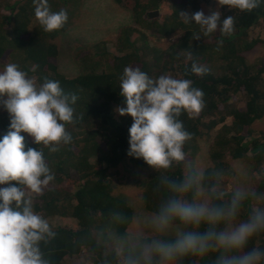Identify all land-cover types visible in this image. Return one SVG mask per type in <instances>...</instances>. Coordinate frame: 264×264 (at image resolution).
I'll list each match as a JSON object with an SVG mask.
<instances>
[{
  "label": "trees",
  "instance_id": "obj_1",
  "mask_svg": "<svg viewBox=\"0 0 264 264\" xmlns=\"http://www.w3.org/2000/svg\"><path fill=\"white\" fill-rule=\"evenodd\" d=\"M112 1L130 11L140 28L154 27L163 37L181 32L173 44L178 50L173 54L157 53L147 61L135 42L145 35L123 27L114 45L116 54L108 51L105 41L87 46L75 56L77 75L67 77L58 68L57 41L79 17L82 0H49L53 11L66 9L69 16L62 29L50 33L36 20L33 0H0V63L18 64L37 84H42L45 76L59 80L65 94L74 93L79 97L73 107L77 115H83V120L67 126L74 142L62 145L56 153L36 144L28 133H21L25 137L24 150L41 148L56 176L44 194L38 196L41 204H34L35 211L49 221L54 217H70L75 221L72 227L53 226L58 236L45 248L52 264H76L73 258L82 253L87 255V261L81 264H99L106 251L101 229L111 222L113 213L133 217L132 209L115 195L117 187H137L148 213L156 210L162 198L161 193L154 191L158 173L142 158L127 154L133 118L116 111L119 106L126 107L120 95L119 78L127 66L139 67L151 78L168 74L177 79H191L194 87L203 90L206 107L201 114L194 119L187 113L180 117L186 130L194 134L185 145L189 158L196 159L202 139L211 140L210 165L230 170L232 161L245 162L251 167L249 186L264 192V134L256 133L253 128L255 122L264 118V58L251 65L245 57L262 43L258 38H251L250 31L258 24L264 27V0L251 12L222 6L223 11L229 10L221 14V22L229 15L235 17V31L230 37L222 36L219 30L205 37L194 20L185 23L180 17L181 12L192 14L202 10L209 0H170L171 14L162 22H147L146 14L156 10L164 0ZM221 26L222 23L218 29ZM133 33L138 35L136 39H132ZM193 33L200 34V39H193ZM221 39L223 46L217 50ZM193 62L208 67L210 72L203 76L191 73ZM9 127L10 115L0 106V139ZM183 170L180 166L175 171L180 175ZM71 172L76 174L75 180L70 179ZM233 180L230 175L226 183ZM248 210L246 205L241 219L247 217ZM84 239L88 243L82 244ZM97 242L100 246L93 257ZM250 247H264V234L254 237ZM217 255H190L180 264H213ZM66 259L68 262L64 263Z\"/></svg>",
  "mask_w": 264,
  "mask_h": 264
},
{
  "label": "clouds",
  "instance_id": "obj_2",
  "mask_svg": "<svg viewBox=\"0 0 264 264\" xmlns=\"http://www.w3.org/2000/svg\"><path fill=\"white\" fill-rule=\"evenodd\" d=\"M218 3L251 12L261 0ZM33 5L45 32L58 31L68 23L67 10L53 11L49 0H33ZM180 17L185 23L194 20L205 37L217 30L230 37L235 31V17L229 15L221 22L219 11L207 16L203 10L181 12ZM200 37L193 33V39ZM217 43L219 50L223 40ZM190 71L203 76L210 69L193 62ZM119 79L126 107L116 111L133 118L127 154L142 158L158 173L154 191L162 198L149 215L112 214L111 222L101 229L105 245L111 248L99 264H180L187 256L209 253H218L213 264H264V247H250L254 237L264 234V192L248 185L249 173L243 167L227 170L205 164L189 158L185 151L194 134L186 130L180 117L187 113L194 119L201 114L206 107L203 90L194 87L191 79L168 74L151 78L132 66L125 67ZM78 99L74 93L65 94L59 80L45 76L37 84L18 64L8 63L0 71V105L10 115L9 130L0 139V185H6L0 187V264H52L45 248L58 233L49 219L35 211L29 193L42 196L56 176L41 148L24 150L21 133H28L51 153L72 144L67 126L83 120L73 107ZM180 166L184 170L177 175ZM230 175L238 178L231 189L226 183ZM246 205L247 217L241 219ZM99 246L97 242L93 257Z\"/></svg>",
  "mask_w": 264,
  "mask_h": 264
},
{
  "label": "rangeland",
  "instance_id": "obj_3",
  "mask_svg": "<svg viewBox=\"0 0 264 264\" xmlns=\"http://www.w3.org/2000/svg\"><path fill=\"white\" fill-rule=\"evenodd\" d=\"M14 0H11V2ZM177 2L178 0H172ZM171 4L169 1H163L156 10L148 12L158 11V15L154 18H147V22L155 21L162 22L164 18L171 14ZM79 17L74 23L66 30V32L58 38L59 56L57 59L59 71L67 77L73 78L78 73V67L75 62V56L83 51L87 46H90L99 41H105L108 51L115 53V42L119 35V31L123 27L133 28L145 35L140 40L135 41L137 46L141 48V54H145L144 58L147 61L151 60V56L158 54H166L176 52L178 48H175L173 44L179 39L181 32L175 33L169 37L160 36L154 27L140 28L134 22L133 14L127 9H122L113 3L112 0H82L79 8ZM189 9L186 8L188 12ZM202 10L207 15L211 12L219 11L221 14L229 9L222 10V6L219 5L218 0H209L203 4ZM6 15L8 13H5ZM138 35L133 33L132 39H136ZM251 38H258L262 41L261 44L256 46L253 50L245 54L246 62L251 65H255L264 58V27L261 24L255 26L250 31ZM147 54V56H146ZM179 62V60H178ZM7 64V63H6ZM5 63H0V71H3ZM156 72L155 70H153ZM2 106V105H0ZM254 131L256 133L264 134V118L254 123ZM210 141L206 138L200 141V150L196 159H200L205 164H209L208 149ZM233 166L243 167L248 171L249 176L247 183H250V170L249 164L242 161H232ZM122 170V169H120ZM122 176V175H121ZM121 176L119 179L122 181ZM76 174L71 172L70 179L75 180ZM238 182V178L229 182L227 186L229 189ZM68 188L71 190L73 185L70 184ZM115 195H118L125 203L132 209L133 216H145L148 213L144 210L141 199L140 190L135 186H119L114 191ZM33 197V203L40 205L38 196L29 193ZM52 226H74L75 221L70 217H54L50 220ZM107 248H111V245H104ZM76 264L86 263L87 255L82 253L72 260ZM68 259L64 263H67Z\"/></svg>",
  "mask_w": 264,
  "mask_h": 264
},
{
  "label": "water",
  "instance_id": "obj_4",
  "mask_svg": "<svg viewBox=\"0 0 264 264\" xmlns=\"http://www.w3.org/2000/svg\"><path fill=\"white\" fill-rule=\"evenodd\" d=\"M158 15V11H153L148 13V18H154Z\"/></svg>",
  "mask_w": 264,
  "mask_h": 264
}]
</instances>
